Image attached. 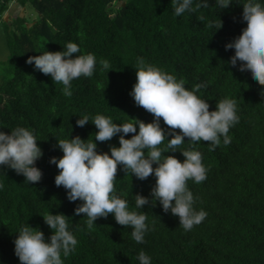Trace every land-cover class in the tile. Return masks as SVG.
Instances as JSON below:
<instances>
[{"label": "trees", "instance_id": "obj_1", "mask_svg": "<svg viewBox=\"0 0 264 264\" xmlns=\"http://www.w3.org/2000/svg\"><path fill=\"white\" fill-rule=\"evenodd\" d=\"M15 1L23 7L30 4L39 18L30 23L26 14L14 17L8 10ZM239 2L244 0H233L222 10L210 0L209 7L176 17L171 0H0V23L6 26L12 66L11 76L0 82V128L9 133L17 125L34 129L43 150L37 161L43 171L40 182L31 184L22 174L0 166V264H20L14 240L21 225L38 226L50 238L53 230L42 214L51 212L69 216V229L78 240L75 251L62 256L64 264H139L141 249L151 264H264V86L240 71L239 62L236 67L227 63L235 50L225 48L246 27ZM220 18L223 27L217 30ZM69 41L78 43V54L94 53L97 59L91 77L71 81L70 96L61 83L36 70L34 62L27 63L29 56L62 51ZM138 57L182 79L189 89L201 84L197 94L208 100L210 110L224 97L235 99L239 116L229 129L228 144L223 136L214 150L207 141L195 144L206 179L187 184L195 207L207 212L205 219L186 231L178 216L164 212L158 201L150 202L137 209L152 228L144 243L135 242L131 227L117 223L113 214L99 217L88 229L87 217L74 215L81 201H70L67 190L56 185L59 169L50 163L51 157L63 155L57 138L94 139L98 129L93 123L76 124L80 114L100 113L114 122L154 119L130 95ZM104 60L110 69L104 68ZM161 126L168 127L162 118ZM119 135L97 141V150L119 146ZM188 139L181 150L190 146ZM165 155L185 159L179 150ZM155 179L132 177L121 165L114 183L135 207V194L151 201Z\"/></svg>", "mask_w": 264, "mask_h": 264}, {"label": "clouds", "instance_id": "obj_2", "mask_svg": "<svg viewBox=\"0 0 264 264\" xmlns=\"http://www.w3.org/2000/svg\"><path fill=\"white\" fill-rule=\"evenodd\" d=\"M232 3L233 0H215L214 5L224 10ZM241 4L242 18L247 23L240 35L225 44L226 50H235L227 63L236 67L239 62L240 71L250 73L254 81L264 86V0H244ZM171 5L174 15L180 17L185 12L209 7L210 0H171ZM222 27L220 18L217 30ZM80 52L78 43L69 41L62 51L47 50L29 56L27 63L34 62L36 70L50 75L54 83H61L64 94L70 96L71 81L81 76L91 77L97 63L94 53L78 54ZM102 63L105 69L111 68L107 60ZM135 68L137 80L130 95L138 106L152 113L154 119L151 122L137 118L114 122L110 116L100 113L80 114L76 124L93 123L98 129L94 139L79 135L57 138V146L63 155L51 157L50 163L59 169L56 185L67 190L70 201H81L74 215L83 213L88 229L94 227L99 217L107 218L113 214L117 223L131 227V238L135 242L144 243L152 228L146 222V214L137 209L150 202L155 205L158 201L164 212L178 216L180 226L186 231L205 219L207 212L195 207L196 198L187 184L189 180L199 184L206 179L202 153L195 144L207 141L210 150H214L221 144V136L223 143L228 144L231 139L229 129L238 122L239 116L233 98L220 99L216 108L210 110L208 100L197 94L201 84L189 89L182 79L146 62L143 57L137 58ZM161 118L167 128L161 126ZM3 129L0 128V166L22 174L26 182H40L43 171L37 161L43 156V150L35 130L22 125L10 128V133ZM129 133L134 135L126 138ZM117 134H121L119 146L110 145V151L97 150V141H109ZM185 137L191 143L181 150L179 146L185 142ZM178 150L185 157L183 161L174 155H165ZM121 165L127 174L130 172L132 177L140 180L155 176L151 201L148 196L135 194V207H130L128 200L118 193L114 182ZM42 215L53 233L48 238L38 226L33 227L28 222L21 225L14 240V251L20 264H64L62 256L67 257L76 249L78 240L69 229L66 219L69 216L53 212ZM136 259L139 264H151V257L143 249Z\"/></svg>", "mask_w": 264, "mask_h": 264}, {"label": "rangeland", "instance_id": "obj_3", "mask_svg": "<svg viewBox=\"0 0 264 264\" xmlns=\"http://www.w3.org/2000/svg\"><path fill=\"white\" fill-rule=\"evenodd\" d=\"M17 2L18 1H16V3L13 2L8 10L13 13L14 17L17 14H21V15L26 14V17L28 18L30 23H33L35 20L39 18L38 12L30 4H27L25 7H23L21 4ZM5 17L6 18L9 17L8 12L5 14ZM5 28H6L5 24L0 23V57H2V59H0V82H3L7 78H9L12 74L10 49L7 42Z\"/></svg>", "mask_w": 264, "mask_h": 264}, {"label": "crops", "instance_id": "obj_4", "mask_svg": "<svg viewBox=\"0 0 264 264\" xmlns=\"http://www.w3.org/2000/svg\"><path fill=\"white\" fill-rule=\"evenodd\" d=\"M15 3H16V1H15ZM17 3H19V2H17ZM20 4V3H19ZM12 5V4H11ZM11 7V6H10ZM20 11V10H19ZM10 12V11H9ZM12 13V12H11Z\"/></svg>", "mask_w": 264, "mask_h": 264}]
</instances>
